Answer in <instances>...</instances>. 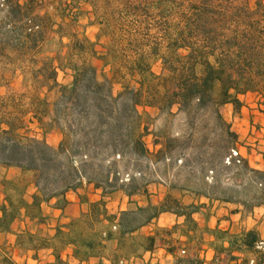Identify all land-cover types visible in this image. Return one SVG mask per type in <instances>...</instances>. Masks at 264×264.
<instances>
[{
    "label": "trees",
    "instance_id": "trees-1",
    "mask_svg": "<svg viewBox=\"0 0 264 264\" xmlns=\"http://www.w3.org/2000/svg\"><path fill=\"white\" fill-rule=\"evenodd\" d=\"M92 8L105 31H111L112 43L104 55L110 61L119 58L130 78L137 75L136 87L124 83L113 92L112 81L99 80L88 57L102 56L87 38L73 35L63 58L37 59L50 16L39 14L34 0H0V14L6 20L0 24V62L25 60L32 81L42 78L46 91L56 88L51 101L37 92L0 95V166L30 174V180L0 181V233L11 232L12 223L21 218L35 225L45 223L43 204L62 209L70 191L88 205L92 218L112 219L104 198L116 191L128 198L147 193L153 182L210 202H236L245 209L264 205V168L250 166L239 153L238 134L219 111L224 104L240 110V97L248 93L264 97V2L94 0ZM150 13L152 19L147 17ZM153 58L160 60L159 74L152 70ZM58 70H70L68 83L56 81ZM140 107L154 108L167 118L181 114L179 128L171 133L148 131L144 119L149 114ZM26 115L44 135L57 127L61 133L57 144L23 135ZM147 134L155 137L153 144L159 145L155 150L145 144ZM153 164L163 166L165 180L152 178L157 173ZM28 186L34 191L27 199ZM97 191L100 198L91 201L88 193ZM204 204H183L167 192L157 204L120 211L118 228L131 232L162 212L191 221L192 213ZM75 238L87 249L102 243L97 238ZM25 239L31 242L34 257L50 245L48 238L27 228L17 233L15 245L21 248ZM256 241L250 230L241 242L258 254L259 263L264 254L255 250ZM73 253L83 258L86 252L76 248ZM53 255L55 264H62L59 253ZM0 264L18 263L0 248Z\"/></svg>",
    "mask_w": 264,
    "mask_h": 264
},
{
    "label": "crops",
    "instance_id": "crops-1",
    "mask_svg": "<svg viewBox=\"0 0 264 264\" xmlns=\"http://www.w3.org/2000/svg\"><path fill=\"white\" fill-rule=\"evenodd\" d=\"M249 111L252 113V110ZM255 118L258 122H252L253 130L264 123V118ZM236 132L238 133L237 130ZM238 151L241 153L239 148ZM261 157L264 161V154H261ZM12 168L14 167L7 169ZM147 187H154V193L157 190L162 191L156 204L162 200L168 189L160 184ZM94 194L98 200L99 191ZM182 196L184 198L188 195ZM188 197L190 200L184 202L186 204L205 203L199 206L198 211L192 213L191 221H186L184 216L172 212H162L137 229L122 233L118 228V216L113 220L102 215L92 218L88 206L85 205L84 208L76 194L70 191L66 194L67 203L62 209L46 204L42 206L46 215L49 210L55 212V218H48L41 224L54 227L49 247L41 249L48 255L45 264H55L54 252L59 253L62 264H148L150 257L149 264H248L250 259L254 260L253 264H264V260L258 263V254L247 249L241 242L245 233L250 230L256 233L257 240L264 239V205L254 206L248 209L246 214L247 209L236 202H208L204 198L198 199L192 195ZM114 198L117 199L115 203L120 204V211L127 209L129 198L122 191L113 192L104 198L106 207L109 203H114ZM81 211L86 214H80ZM28 223L25 219H17L11 225V232H2L0 237L2 240L8 239L6 243L10 248L19 250L15 245L16 235L24 231ZM77 224L84 225L89 232L88 236H80L81 239L97 238L102 242L101 245L94 249L79 245L75 238ZM57 229L60 230L59 233ZM106 233L110 235L106 237ZM52 240L56 242L51 243ZM156 240H159V243L155 244ZM232 241L235 242L233 245ZM182 242L186 246H194V252L179 256L178 248L174 246ZM127 244L132 250H128L130 247L127 248ZM76 248L85 250L83 258L74 256L73 251ZM31 252L34 253L32 250Z\"/></svg>",
    "mask_w": 264,
    "mask_h": 264
},
{
    "label": "rangeland",
    "instance_id": "rangeland-1",
    "mask_svg": "<svg viewBox=\"0 0 264 264\" xmlns=\"http://www.w3.org/2000/svg\"><path fill=\"white\" fill-rule=\"evenodd\" d=\"M19 2H24L25 0H18ZM37 12L39 14L46 13L51 18V23L49 21L45 23L44 34L45 39L44 42L40 45V51L37 54L36 58L42 60V58H54L56 56H63L68 52V44L71 41L73 35H76L79 38H87L88 40L95 43V48L99 52V56L97 58L88 57V61L91 62L97 69V76L99 80H103L104 78L112 81V90L113 92H117L122 88V84L128 83L132 87H136V79L138 76L136 75L133 79L130 78L124 72V69L121 67V62L118 60L110 61V57L108 55H104L107 52V47L112 43L111 41V31H105L104 27L100 23L99 17L96 16L92 8V1L94 0H34ZM254 0H250L252 4ZM264 2V0H262ZM253 6V5H252ZM147 17L153 18L154 14L150 13ZM157 22V21H154ZM2 23V24H1ZM6 20L2 19V15L0 14V24L5 25ZM120 32V30H118ZM144 33H147L144 31ZM120 41H125V39H120ZM104 55V56H103ZM101 58V59H100ZM15 59V58H14ZM10 61V63H8ZM17 61V60H2L0 62V76H2L5 81L0 83V95H4L7 93H34L37 92L40 95H46L49 101L53 100L56 95V88H53L50 91H46L43 87L45 82L42 78L38 80L37 83L30 79V75L24 69L28 64L26 61ZM110 61V63H109ZM23 62V63H22ZM107 62V63H106ZM25 65V66H24ZM152 70L159 74L162 72V66L160 60L158 58H153L151 61ZM71 79L70 70L57 71L56 81L58 83H68ZM243 100V108L234 112L231 105H222L219 107L220 113L223 117L230 122L231 127L234 131H238V148L240 150V154L246 158L250 164V166L255 168H264V161H262L261 154H264V123L259 125L258 128L254 130L251 129L252 122H258L256 120V116L260 118H264V97L260 96L258 93H248L244 96L240 97ZM26 99V98H25ZM27 100V99H26ZM249 110H252L250 113ZM140 111L142 113L147 112L149 114L148 119H144L145 123L148 126V131H160L168 130L170 133L175 132L179 128V124L182 120V115L177 114L173 118H167L163 114H158L154 108H144L140 107ZM175 112L176 109L174 108ZM249 111V112H248ZM29 115H26L25 121L27 125V129L22 131V134L27 137H35V138H44L49 144L56 145L61 137V133L57 127H53L49 132L45 135L42 134L41 129L37 127L35 122H28ZM254 117V118H253ZM155 137L152 134H147L143 137L145 144L148 146L150 150H155L159 147V145L154 146L153 139ZM158 141L161 142L162 138L158 135ZM153 167L157 168V173H154L153 179L164 178L162 176L161 171L163 166L161 164H153ZM137 176V175H136ZM3 178L8 179H23L30 180V174L25 173L22 174L18 168H12L8 170L7 168H3L0 166V181ZM163 185L167 187L165 184L161 182H153L149 185ZM154 187H147V193H137L133 195L127 201V209H134L137 206H146L148 203L156 204L155 202L159 201L158 197L162 191L157 190L156 193L153 192ZM151 190V191H149ZM33 187L28 186L25 192V198H29V196L33 192ZM171 194L177 196L183 204L184 202H188L190 200V194L182 198L184 194L179 195L177 190H168ZM1 187H0V201H1ZM88 198L91 201L97 200V196L94 193H88ZM117 201L114 198V203H109L105 207L107 211V215L112 218L109 220L115 219L119 216L120 210L118 209L120 204L115 203ZM152 202V203H151ZM210 202V201H208ZM216 202V201H214ZM88 206L84 204L85 208ZM46 209V208H45ZM44 209V210H45ZM122 211V210H121ZM46 212V211H45ZM56 212H58L56 210ZM248 213V209L245 211ZM46 214V213H45ZM54 211H48V218H55ZM57 214V213H56ZM82 215L86 213L81 211ZM96 220V219H94ZM49 221V220H48ZM76 236H88L89 232L85 229V226L82 224H77ZM29 230H34L35 234L44 236L49 240L52 238L51 234L53 233L54 227H49L47 225H34L33 223H28L26 226ZM163 231V229H162ZM79 233V234H78ZM8 239L2 240L0 237V248L7 255H10L18 264H45L48 255L39 250L34 257L29 249V245L31 242H28L26 239L24 240V245L19 250H13L6 243ZM56 242V240H52L51 243ZM159 240H156L157 244ZM182 242L180 245H175L174 248H178L177 253L179 256H186L187 253L191 254L194 252V246H186ZM154 246V245H153ZM156 246V245H155ZM126 247H130V245H126ZM125 248V245H124ZM128 250H132L131 247ZM183 250L184 252H181ZM256 250V249H255ZM264 254V252H262ZM151 258V257H150ZM149 258V259H150ZM37 259V261H35ZM149 259L147 263L149 264ZM248 260V264H253L254 260ZM154 264V263H153Z\"/></svg>",
    "mask_w": 264,
    "mask_h": 264
},
{
    "label": "built area",
    "instance_id": "built-area-1",
    "mask_svg": "<svg viewBox=\"0 0 264 264\" xmlns=\"http://www.w3.org/2000/svg\"><path fill=\"white\" fill-rule=\"evenodd\" d=\"M233 154L235 155L236 151H233ZM113 228H115V226H113ZM254 247L257 251L264 252V239L257 240ZM181 252H184V251L182 250ZM250 263H252V260Z\"/></svg>",
    "mask_w": 264,
    "mask_h": 264
}]
</instances>
